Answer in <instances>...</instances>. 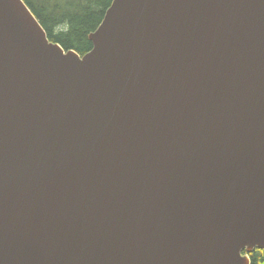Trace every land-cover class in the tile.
I'll list each match as a JSON object with an SVG mask.
<instances>
[{
  "label": "water",
  "instance_id": "water-1",
  "mask_svg": "<svg viewBox=\"0 0 264 264\" xmlns=\"http://www.w3.org/2000/svg\"><path fill=\"white\" fill-rule=\"evenodd\" d=\"M88 39L0 0V264H252L264 0H113Z\"/></svg>",
  "mask_w": 264,
  "mask_h": 264
},
{
  "label": "trees",
  "instance_id": "trees-1",
  "mask_svg": "<svg viewBox=\"0 0 264 264\" xmlns=\"http://www.w3.org/2000/svg\"><path fill=\"white\" fill-rule=\"evenodd\" d=\"M50 41L85 55L92 49L88 36L97 30L113 0H24ZM252 264H264V251L250 255Z\"/></svg>",
  "mask_w": 264,
  "mask_h": 264
}]
</instances>
